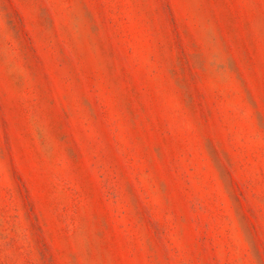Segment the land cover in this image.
<instances>
[{
  "label": "rangeland",
  "instance_id": "obj_1",
  "mask_svg": "<svg viewBox=\"0 0 264 264\" xmlns=\"http://www.w3.org/2000/svg\"><path fill=\"white\" fill-rule=\"evenodd\" d=\"M0 264H264V0H0Z\"/></svg>",
  "mask_w": 264,
  "mask_h": 264
}]
</instances>
